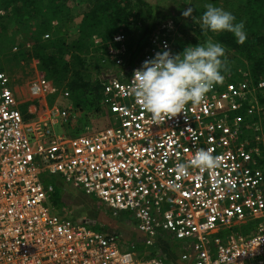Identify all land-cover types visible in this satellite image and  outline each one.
Segmentation results:
<instances>
[{"label": "built area", "instance_id": "2783aa9c", "mask_svg": "<svg viewBox=\"0 0 264 264\" xmlns=\"http://www.w3.org/2000/svg\"><path fill=\"white\" fill-rule=\"evenodd\" d=\"M5 14L0 8V24ZM172 31L155 30L132 64L100 82L110 123L77 136L56 133L70 115L55 105L25 119L0 70V264H171L141 260L114 234L56 218L46 204L53 176L114 214L130 213L147 246L180 241L181 264H264V76L254 81L244 72L232 81L225 73L200 104L153 122L134 100L131 79L155 53L178 54ZM125 38L113 36L115 49L101 63L121 64ZM46 85L39 76L29 95L42 99ZM199 148L220 166L178 175L175 164ZM249 222L252 233L234 228Z\"/></svg>", "mask_w": 264, "mask_h": 264}, {"label": "rangeland", "instance_id": "374dc122", "mask_svg": "<svg viewBox=\"0 0 264 264\" xmlns=\"http://www.w3.org/2000/svg\"><path fill=\"white\" fill-rule=\"evenodd\" d=\"M151 1L154 5L159 4L163 11L162 14L168 16L158 28L165 25L167 26L168 24L173 28L171 34L174 38L173 41L177 46L178 53H181L187 45L194 46L199 42L203 43L210 37L207 35H198L203 32H201L198 24H196L193 19V17H196L197 20L199 19V16L205 11L206 4L212 3L216 7L231 12L234 16H236L241 7L240 0ZM69 6L72 7V3H69ZM189 7L193 9L191 16H183L182 13ZM75 12L76 10L74 13ZM77 13L78 11L75 14L74 23L68 28L67 34L70 39L75 37L76 26L80 21V15ZM5 26V29H2L0 24V70L10 77L11 86L12 88L15 87L18 101L23 102V99L31 100L19 105V110L23 114L27 112L28 107L34 106L35 109L29 112L31 114L30 118H34L46 106L55 105L60 109L66 110L70 115L66 123L56 126L57 133L62 132L74 136L84 133L87 128L91 130L101 129L110 123L109 113L101 104V91L96 93L93 92L94 90H88V92H85L84 98H82L83 96L73 98L72 93H70L66 88V85H64L65 83L62 85L57 84L53 79L48 78L45 72L38 68L37 58L33 55V41L27 34H25L26 31L22 29L21 24L11 22L5 24ZM120 33L121 32L119 31L118 34ZM50 37L51 35H49L48 38ZM44 38L46 37L44 36ZM211 39L215 42L212 37ZM135 43L136 39L134 40L131 37L125 38V41L123 42L125 51L120 55V65L114 62V59L116 58H110L106 63H101L97 54L91 53L95 50V43L87 45L86 50H83L80 53L89 64L88 70L84 71L83 75L88 77L92 82H101L106 77L114 75L122 65L130 62V53L134 50ZM13 48H16V51H13ZM222 58L226 63L229 62L230 58L227 55L224 54V57ZM96 61L102 67L101 73L96 72ZM242 62V64L238 63L237 58L233 59L231 62L233 68L236 69L235 80H239L238 78L241 74L246 72V69H244L246 68V62L244 60ZM71 65H74L73 62H71ZM39 76L44 77L47 85L43 98L35 100V98H32L29 95L27 88L29 84ZM262 126L264 128V119L262 121ZM248 139L250 138L248 137ZM249 144L253 145L254 143L249 141ZM45 183L53 186V192L48 194L49 196L46 204L52 215L56 218L72 223L85 224L93 230L105 234L114 233L117 236V242L121 249L127 248L131 251L134 250L136 256L141 260L149 259L151 257H159L163 261H168L171 264L178 263L181 247H183L180 241L168 239L163 243L164 246H147L144 243L142 234L138 232L136 222L130 213L120 212L114 214L112 210L107 208L97 198L85 195L79 187H73L71 184L66 183L57 177H48L46 178ZM61 192L64 193L65 196H72V202L59 201L57 195ZM85 207L91 210L84 215L82 213ZM234 228L240 234H243L247 232L246 230L253 229V225L249 222L236 225ZM229 234L230 231L227 230L223 235L226 236Z\"/></svg>", "mask_w": 264, "mask_h": 264}, {"label": "trees", "instance_id": "16d2710c", "mask_svg": "<svg viewBox=\"0 0 264 264\" xmlns=\"http://www.w3.org/2000/svg\"><path fill=\"white\" fill-rule=\"evenodd\" d=\"M240 2L241 7L235 17L236 22L243 21L245 25L246 39L243 43H237L233 34L227 31L198 35L210 36L224 46L225 55L230 59L226 63L222 58L225 65L222 74L228 73L230 80H235L236 69L231 62L237 58L240 64L243 60L246 62L244 69L248 77L258 81L264 76V0ZM0 8L6 10L1 28L5 29L7 23H20L33 41V55L37 58L38 68L57 84L65 83L73 98H84L88 90L101 91L100 82H92L83 75L89 64L80 53L86 50L87 45L95 43V50L91 53H96L99 60H103L109 56V50L115 49L113 36L120 31V34L136 39L130 53L129 64H132L151 34L168 17L162 14L159 4L154 5L151 0H0ZM73 8L78 11L80 21L75 37L70 39L67 33L75 20ZM95 69L101 73L102 67L97 63Z\"/></svg>", "mask_w": 264, "mask_h": 264}, {"label": "clouds", "instance_id": "9594fccd", "mask_svg": "<svg viewBox=\"0 0 264 264\" xmlns=\"http://www.w3.org/2000/svg\"><path fill=\"white\" fill-rule=\"evenodd\" d=\"M192 11L189 7L182 14L189 17ZM193 19L204 34L227 31L233 34L237 43H243L246 39L243 21L236 22L231 12L212 3L205 5V11L198 20L196 17ZM224 54V46L214 42L211 37L203 43L187 45L178 54L170 50L157 52L134 70L131 94L151 115L153 122L175 116L189 103L200 104L215 85L223 82ZM220 163V158L209 149L199 148L191 160L177 162L175 170L180 176H188L191 168L212 170L219 167Z\"/></svg>", "mask_w": 264, "mask_h": 264}, {"label": "crops", "instance_id": "0c3cea01", "mask_svg": "<svg viewBox=\"0 0 264 264\" xmlns=\"http://www.w3.org/2000/svg\"><path fill=\"white\" fill-rule=\"evenodd\" d=\"M28 89V88H27ZM14 91H15V87H14ZM17 96V95H16ZM18 99V98H17ZM24 101L23 102H21V101H18L19 102V105L20 104H23V103H25V102H28V101H31V100H25V99H23ZM35 108H34V106H30V107H28V110H27V112H25L24 113V118L25 119H28L30 116H31V114L29 113L30 111H33ZM56 133H57V130H56ZM62 133V132H61ZM58 178V177H57ZM60 179V178H59ZM74 187V186H73ZM53 192V191H52ZM49 196V195H48ZM48 196H47V199H48ZM57 198L59 199V201H61V202H66V201H69V202H72V196H70V197H68L67 195L65 196V194L64 193H60L59 195H57ZM84 211H83V213L82 214H86L88 211H90L91 209H89V208H87V207H85V209H83ZM247 232L246 233H252L253 232V229H250V230H246ZM111 232V231H110ZM109 234H111V233H109ZM114 234V233H113ZM115 235V234H114ZM116 236V235H115ZM117 237V236H116ZM168 240V239H167ZM176 264H181L180 262H179V260H178V263H176Z\"/></svg>", "mask_w": 264, "mask_h": 264}]
</instances>
